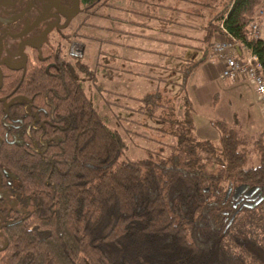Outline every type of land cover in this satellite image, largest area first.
I'll list each match as a JSON object with an SVG mask.
<instances>
[{"label":"trees","instance_id":"trees-1","mask_svg":"<svg viewBox=\"0 0 264 264\" xmlns=\"http://www.w3.org/2000/svg\"><path fill=\"white\" fill-rule=\"evenodd\" d=\"M101 1L81 3L89 11ZM258 4L227 0L206 37L222 19L264 75V36L248 26ZM41 55L15 75L14 93L29 105L17 107L26 113L18 141L0 147L25 206L4 225L8 264H264V122L248 136L236 120L216 119L220 143L197 138L184 92L183 118H168L169 130L151 126L174 135L170 152L123 159L126 141L84 89L80 73L92 68L52 48ZM160 99L158 90L140 97L151 114ZM243 185L259 196H236Z\"/></svg>","mask_w":264,"mask_h":264},{"label":"crops","instance_id":"crops-1","mask_svg":"<svg viewBox=\"0 0 264 264\" xmlns=\"http://www.w3.org/2000/svg\"><path fill=\"white\" fill-rule=\"evenodd\" d=\"M226 3L227 0H104L102 4L97 3L89 11L82 12L83 17L74 25L76 35L70 38L79 43L78 54L88 66L85 58L91 54L90 47L99 43L98 50L109 57V60L106 58L105 72L110 76L121 72L123 82L130 84L128 92L109 89L114 95L121 94L127 100L121 104L127 112L130 111L128 116L134 111L143 112L142 107L141 111L137 109L141 106L140 97L147 92L139 93L135 89L146 91L143 88L145 85L150 87L156 83L158 90L160 83L167 82L180 89L179 101L184 102L183 91L187 94L192 107L191 120L193 115L205 114L210 115L211 123L216 119L231 121L235 116L231 102L221 99L217 92L212 93L215 89H227L225 85L215 86L214 72L219 76V65L217 57L209 55L210 46L218 33L206 37L211 21ZM99 31L104 32V36ZM242 52L251 51L247 48ZM170 75L174 76L169 79ZM238 88L235 83L229 89L237 91V95ZM135 101L138 107L133 106ZM209 106L212 112L204 111ZM183 115L184 110L178 114L179 118ZM149 128L155 130L151 126ZM149 140L156 142L159 139L150 136Z\"/></svg>","mask_w":264,"mask_h":264},{"label":"rangeland","instance_id":"rangeland-1","mask_svg":"<svg viewBox=\"0 0 264 264\" xmlns=\"http://www.w3.org/2000/svg\"><path fill=\"white\" fill-rule=\"evenodd\" d=\"M103 1L99 3H103ZM100 5V4H99ZM101 7L99 8V10ZM70 13L67 15V28L66 32L69 33L71 30L74 29V25L77 24L78 20L83 17L82 12L84 11L81 4H72L69 9ZM256 21L259 25L258 34L264 36V5L258 4L254 11L253 15L249 22ZM59 26L58 22L52 21L47 23L39 30V32L35 35H31L27 38L26 41H46L47 33L54 29V27ZM217 37H222L221 32L217 31ZM101 36H104V32H100ZM64 51H68V47L66 44H62ZM105 47V45H104ZM99 43H93L90 47L91 54L88 55L85 59L88 62L90 68H92V72L87 76L83 73H80L83 78L84 89L87 95L93 101L96 109L101 114L103 120L111 127L116 128L120 134L122 135L123 139L126 141L127 148L125 149L121 158H140V157H151L158 159L161 156L168 154L171 150L170 143L175 142V138L171 137L170 134L165 133L160 130H152L149 128L148 125L159 127V128H166L169 130L170 128V120L168 118H178V114L182 113L184 110V102L181 100L179 101L178 94L180 93V89L177 85L172 83L163 82L158 85V91L161 92V99L160 102L163 103L155 108V113L151 114L150 110L148 109L152 107V104L149 103H142L140 102L141 106L137 109L142 113H135L133 115L130 114L128 116V111L125 109L126 107L121 104L127 102L121 96L114 95L109 89H113L115 91L121 92H128L131 88L130 84L123 82V78H121V72L114 73V75L110 76L105 71H107L106 63L109 60V57L104 52H100L99 50ZM19 54L24 53L23 47L19 49ZM197 52H195V55ZM71 59V57H69ZM108 60H107V59ZM196 58V57H195ZM96 61L99 63L96 64ZM218 61V60H217ZM177 62V61H175ZM218 69L220 67L218 61ZM98 66V67H97ZM100 70L99 74L97 73L95 68ZM216 67V64H215ZM216 71L218 73L217 67ZM101 74V75H100ZM215 80L214 84L216 85H225L227 89L218 90L215 89L212 93H218L221 99L226 101L229 100L231 105L234 109L235 116L233 117L236 120L238 126L241 127L245 135H256L260 132L263 127L264 122V111L262 108L261 101L257 98L256 92L252 84L247 81L245 78H239L237 80H231L227 78H221L214 72ZM174 75H170L169 79L172 78ZM106 77L108 80H106ZM94 81V82H93ZM237 83L239 85L238 93L234 92L232 88L233 84ZM146 91H139L136 92H154L157 89V84L146 87ZM107 89H105V88ZM221 88V86H220ZM133 91V90H131ZM219 91V92H218ZM134 92V91H133ZM184 93V91H183ZM181 94V93H180ZM184 100V99H183ZM120 102V104H118ZM168 103V104H167ZM171 103L172 107H168ZM139 104V105H140ZM167 104V105H166ZM124 108H123V107ZM134 107H138V102H133ZM206 106V105H205ZM174 110V111H172ZM212 107L204 108V111H210ZM178 113V114H177ZM127 115V116H126ZM202 116V117H201ZM193 115L192 123L193 128L191 134L197 138H208L214 144H219V133L217 129L212 125L210 122V115ZM232 119V120H233ZM150 136H156L158 141H150ZM174 138V139H173ZM256 157L252 161L255 160ZM241 214V213H240Z\"/></svg>","mask_w":264,"mask_h":264},{"label":"flooded vegetation","instance_id":"flooded-vegetation-1","mask_svg":"<svg viewBox=\"0 0 264 264\" xmlns=\"http://www.w3.org/2000/svg\"><path fill=\"white\" fill-rule=\"evenodd\" d=\"M73 3L82 5L81 0H0V147L18 141L26 113L19 116L17 107L18 104L26 108L29 105L25 96L14 93L16 73L36 65L38 59L43 58V48L58 50L70 61L80 56L79 43L70 38L76 35L77 28L71 30L73 33L66 32L67 15ZM52 21L59 26L47 33L46 41H26ZM62 44L67 45V52ZM21 47L25 52L19 54ZM6 80L11 82L6 86L8 91L3 88ZM24 210V204L19 201L15 173L0 166V264H8L4 225L13 223L18 211Z\"/></svg>","mask_w":264,"mask_h":264},{"label":"built area","instance_id":"built-area-1","mask_svg":"<svg viewBox=\"0 0 264 264\" xmlns=\"http://www.w3.org/2000/svg\"><path fill=\"white\" fill-rule=\"evenodd\" d=\"M248 26L251 37L259 36V25L256 21L249 22ZM219 27L222 37L213 40L209 53L211 57L216 56L219 61V76L231 80L245 78L249 81L264 111V75L257 56L252 52H242L247 49V46L228 32L222 19Z\"/></svg>","mask_w":264,"mask_h":264},{"label":"water","instance_id":"water-1","mask_svg":"<svg viewBox=\"0 0 264 264\" xmlns=\"http://www.w3.org/2000/svg\"><path fill=\"white\" fill-rule=\"evenodd\" d=\"M243 190H245L244 194L246 196H249L253 193V195L251 196L252 199L257 198L260 194V191L258 190L257 186H252V187L246 188V185H243V186H239L236 189V192H235L236 196H238L240 194V192H242Z\"/></svg>","mask_w":264,"mask_h":264}]
</instances>
